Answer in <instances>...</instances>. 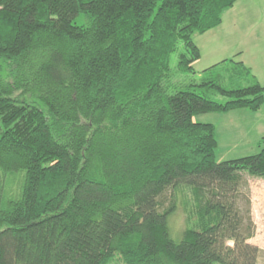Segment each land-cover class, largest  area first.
<instances>
[{"label": "trees", "instance_id": "16d2710c", "mask_svg": "<svg viewBox=\"0 0 264 264\" xmlns=\"http://www.w3.org/2000/svg\"><path fill=\"white\" fill-rule=\"evenodd\" d=\"M238 1L0 0V264H257L244 177L264 180V137L218 160L196 118L257 113L264 86L235 58L174 78Z\"/></svg>", "mask_w": 264, "mask_h": 264}, {"label": "rangeland", "instance_id": "374dc122", "mask_svg": "<svg viewBox=\"0 0 264 264\" xmlns=\"http://www.w3.org/2000/svg\"><path fill=\"white\" fill-rule=\"evenodd\" d=\"M250 1V0H249ZM247 1V2H249ZM263 10V16H254L253 19L257 22V32L264 28V0H252ZM242 4H237L235 10L224 14L223 22L220 27L207 32L204 35H195L194 42L201 47V59L197 62L195 74L189 75H175V81L182 83H200L202 79V72L211 66L229 59L234 58V52H239L240 48L246 51L245 60L254 67L253 74L258 79L261 85L264 86V37L263 40L258 36L256 41L246 44L244 47L240 46V42L234 37L233 19L243 18L241 13ZM76 24L83 25L86 23L84 17H79ZM223 25V26H222ZM220 28V29H219ZM219 29V30H217ZM184 51L183 47L172 54L171 68L173 73L176 72L179 56ZM259 51L260 57L253 60V53ZM236 59V58H235ZM251 61V62H250ZM249 67V66H248ZM250 68V67H249ZM251 69V68H250ZM252 70V69H251ZM225 98H217L219 102H225ZM245 112L246 114H239ZM198 122L213 124L217 128L219 147L216 151L218 160H231L258 154V142L264 137V112L254 113L251 111H235L227 114H205L196 118ZM238 144V145H237ZM247 183L244 193H248V197L252 202V218L256 225V234L249 241L253 246L260 249L257 264H264V180L252 177H244ZM168 194V195H167ZM166 199H170L171 194L167 193ZM187 197H190L188 194ZM169 233L172 240L179 243L183 239V233L186 228V212L182 203L178 205L176 212L169 217Z\"/></svg>", "mask_w": 264, "mask_h": 264}, {"label": "crops", "instance_id": "0c3cea01", "mask_svg": "<svg viewBox=\"0 0 264 264\" xmlns=\"http://www.w3.org/2000/svg\"><path fill=\"white\" fill-rule=\"evenodd\" d=\"M247 1H249V0H240V1H238L235 4V6L231 10H229L230 13H228V14H231V12H233L235 10L237 4H240V2L241 3L244 2V4H242V10H241L243 18L239 19V18H236L234 16V19H233L234 37H235L236 40H238L240 42V46H238V47H244L246 44L249 43V45H250V43H252L253 48L256 49L255 46H257L259 48V45L256 44L254 46L253 41H256L258 36L260 37V39L263 40L264 28H262V30L257 32V26L258 25H257V22L253 19V17L257 16V17L261 18L263 16V10H262V8L260 6H258L252 0H250L249 2H247ZM223 20H225V19L223 18ZM223 25H224V22H223ZM219 29H217V30H219ZM199 48L201 50L200 46H199ZM201 52H202V50H201ZM261 52H264V51H261ZM234 54H235V56H233L234 58H236L237 60L242 61L246 66H249L252 69V71H254V67H252L250 64H248L249 62H247V60H245L246 51L243 48H240V51L239 52H234ZM260 54L261 53L259 51H256L255 53H253V56H252L253 60L256 59V58H259ZM262 55H264V53H262ZM196 64H197V62L194 64V67L196 66ZM262 110L264 112V106L257 113H260ZM239 114L245 115L246 113L245 112H240Z\"/></svg>", "mask_w": 264, "mask_h": 264}]
</instances>
